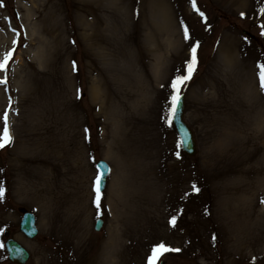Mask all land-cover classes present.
Instances as JSON below:
<instances>
[{
	"label": "rangeland",
	"instance_id": "obj_1",
	"mask_svg": "<svg viewBox=\"0 0 264 264\" xmlns=\"http://www.w3.org/2000/svg\"><path fill=\"white\" fill-rule=\"evenodd\" d=\"M239 1L0 0V61L12 52L0 71L11 137L0 147V264H12L6 231L29 252L26 264H103L112 241L121 264H148L160 244L169 250L155 264H264V0ZM193 47L196 63L179 92L196 146L188 157L168 117L171 81L187 75ZM140 97L146 111L131 136L143 141L129 149L144 157L107 156L112 129ZM21 155L32 158L23 172ZM99 160L110 174L98 209ZM133 163L153 168L138 213L109 198L119 180L125 200ZM230 187L240 190L254 242L243 256L224 243L214 212L215 196ZM20 207L35 215L33 239L19 231Z\"/></svg>",
	"mask_w": 264,
	"mask_h": 264
},
{
	"label": "bare ground",
	"instance_id": "obj_2",
	"mask_svg": "<svg viewBox=\"0 0 264 264\" xmlns=\"http://www.w3.org/2000/svg\"><path fill=\"white\" fill-rule=\"evenodd\" d=\"M239 2H240L239 5H241L243 4V2H245V0H241ZM152 5L156 6V5H159V3L156 2V3H153ZM166 9L167 11L165 10V8L163 9L162 15L164 14L167 15V17H169L170 21L173 24L172 14L171 13L168 14V8ZM159 26L160 25H158V27ZM170 30L172 33H176V30L174 27L173 29H170ZM156 50L153 49L152 50L153 52H151V55H154V53H156ZM143 103H144V100L140 97L136 101V104H134L133 107H131L132 114L127 115L124 118H121L120 119L121 123H120L119 128L116 127L114 131L112 129L110 133L112 141L109 144L108 150L105 152L107 156L111 157L113 150H119L121 152H125L127 150V152L124 155L135 161L136 160L140 161L144 157L142 153H138L134 149L133 150L129 149V147L132 148V145L130 144L133 141L135 140L143 141V138H141L140 134L137 135L135 140L131 136V134L135 133V130L139 129V126L137 129L136 123L141 124L143 121L142 115L146 111L145 108L143 107ZM22 143L25 144V142H22ZM30 159L32 160L31 157ZM30 159L25 158L24 155L19 156L16 159L17 161L16 170L20 172H23L24 170H26L25 163L30 161ZM128 168H129V178L126 179V184L130 188V190L129 192H127L125 196V200H123L124 202L123 201L119 202V200L117 199L118 197L117 194L120 191V187H119L120 181L115 180L114 183L112 182V186L109 190L110 203L113 202L115 206L120 205L122 207H125L126 205V208L130 210V212L138 213V211H140V207L144 206L145 202L147 201L146 188L143 187L145 186V184H142L141 181L143 177L153 172V168L150 166V168L143 167L142 169V166L139 163L137 164L133 163L132 165H128ZM115 170L118 171V172H115L116 179H119L121 176L120 175L121 167L118 166V168H115ZM28 173L29 171H27V174ZM137 188H140V191H138ZM23 189L24 187H22V189L19 188L20 194H22ZM239 191H240L239 188L234 189L230 187V188L225 189L226 193L224 192V197L215 196V199H216L215 203L216 204L218 203L219 206L214 209V212L217 216V221L221 223L220 229L222 227V231H223L222 238L224 240V243L226 244L228 248H230V246L233 244L234 250H236V252L238 251L240 255L242 254L243 256L248 251L247 248L254 249L253 247L254 242L252 241V236H250L249 233H246L247 225L245 223L244 217L247 216L245 215L247 213L239 209L240 206L238 204V198H237V194ZM70 201H73V195L70 197ZM136 223L137 222H135L134 224ZM82 232L85 233L84 231ZM65 238L67 240L76 239L77 243H79L80 241V237L76 238V234L72 235L69 233L67 236H65ZM111 244L113 245V241L111 242ZM112 245H110L108 256L103 258V264H121L122 257L120 256V254H118L119 250L117 251V249L113 248V246L116 248L118 245H113V246ZM48 264H51V260H48ZM87 264H96V262L93 259Z\"/></svg>",
	"mask_w": 264,
	"mask_h": 264
},
{
	"label": "water",
	"instance_id": "obj_3",
	"mask_svg": "<svg viewBox=\"0 0 264 264\" xmlns=\"http://www.w3.org/2000/svg\"><path fill=\"white\" fill-rule=\"evenodd\" d=\"M183 109L184 97L181 95L175 111V117L172 119V122L180 136L183 151L187 155L193 156L195 154V144L190 130L182 120ZM97 167L100 171V176L102 177V181L100 183V190H102L104 188L105 179L108 174V167L101 161L97 164ZM20 211L23 213L20 230L28 238H33L37 232L34 216L31 213L26 212L24 209H20ZM100 226L101 222L97 221L95 229L98 230ZM5 248L9 261L14 264H25L29 258L28 252L19 243L12 239H7L5 242Z\"/></svg>",
	"mask_w": 264,
	"mask_h": 264
},
{
	"label": "snow or ice",
	"instance_id": "obj_4",
	"mask_svg": "<svg viewBox=\"0 0 264 264\" xmlns=\"http://www.w3.org/2000/svg\"><path fill=\"white\" fill-rule=\"evenodd\" d=\"M193 7L195 8V2L193 0ZM201 16H203V13H200ZM243 15V13L241 14ZM187 38V36H186ZM13 43H15V41H13ZM14 51V50H13ZM195 52L196 49L195 47L192 48V53H193V57L192 60L189 62L187 68H188V72L187 75H179L177 77H175L172 81H171V88L173 89V94L170 97V110H169V117H168V122L171 123V120L174 119L175 117V111L176 108L178 106V102L180 100V88L182 85L185 84L186 81H188L191 78V73L193 70V67L196 63V57H195ZM12 52H8L2 61H0V71H4L6 70V66L11 58ZM258 67L260 68V71L258 73L259 76V80H260V87L261 89H264V64H260L258 65ZM0 83H6V80H0ZM79 91V90H78ZM4 120V128L2 130V132H0V147H3L4 143H8L11 141V137L8 131V126H7V113H5L3 115V117H0ZM86 133H87V129H85ZM177 147H180V145L178 144ZM178 154V153H177ZM102 181V177L101 176H97L96 177V206L99 209L100 208V200H101V190H100V183ZM193 188L195 189V185H193ZM198 190V189H197ZM264 202V201H262ZM175 218L173 217V220ZM213 239H215V237H213ZM169 249L165 248L163 244H160L158 246H154L152 249V255L149 256L148 258V264H155L156 259H158V256L160 254H162L163 251H168Z\"/></svg>",
	"mask_w": 264,
	"mask_h": 264
}]
</instances>
